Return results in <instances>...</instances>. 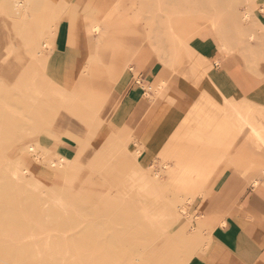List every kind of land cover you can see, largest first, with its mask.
Here are the masks:
<instances>
[{
  "label": "rangeland",
  "instance_id": "obj_1",
  "mask_svg": "<svg viewBox=\"0 0 264 264\" xmlns=\"http://www.w3.org/2000/svg\"><path fill=\"white\" fill-rule=\"evenodd\" d=\"M88 2L0 0V264H188L214 221L205 203L212 201V214L227 215L259 173L244 168L264 160L248 154L260 147L253 133L229 125L208 81L211 64L189 41L208 28L224 54L264 66V22L257 20H264V0H122L95 31L84 28L93 38L92 63L81 86L110 88L117 76L107 72L134 41L171 73L163 97L160 86H141L140 107L109 124L111 134L101 141L93 133L99 119L107 121L104 101L112 92L102 90L97 106L82 115L70 103L83 109L84 90L60 85L64 26L78 8L91 23ZM101 4L97 16L107 5ZM240 106L261 115L251 103ZM64 128L84 137L77 162L67 163L71 174L44 154ZM31 145L44 159L29 152ZM14 164L16 185L6 171ZM192 167L202 168L201 178L185 177Z\"/></svg>",
  "mask_w": 264,
  "mask_h": 264
},
{
  "label": "crops",
  "instance_id": "obj_2",
  "mask_svg": "<svg viewBox=\"0 0 264 264\" xmlns=\"http://www.w3.org/2000/svg\"><path fill=\"white\" fill-rule=\"evenodd\" d=\"M101 1L107 5L97 16L96 12L102 5ZM118 2L120 3L122 0H89L85 5L95 14L93 21L90 23L89 14L85 13L83 9H74L69 14L62 34L60 85L66 92L84 90V108L82 109L75 100H71L70 107H76L74 108L76 113L86 115L90 107L97 106L95 102L93 103V99L99 98L103 93L102 90L108 89L112 92L109 94L112 100L104 101V105L109 106L107 121L99 119L98 121L102 124L93 133L92 139L98 141L106 140L109 137L111 134L110 125L116 122L122 123L125 119L124 116L127 117V112L140 107L145 95L141 86L144 85L146 88H152V84L160 86L162 91L159 95L163 97L166 93L164 90L171 83L167 84V80L171 76L167 66L161 63L150 48L143 45L138 46L134 41L135 44L130 43L126 53L124 52V57L114 64V69L107 72L117 76L113 82L109 79L112 82L110 88L106 87L105 89L99 85L89 88L81 86L86 80L82 77L85 74L84 68L92 63L90 55L93 38L85 30L90 26L91 32L95 31V24L98 23L100 26L101 21L106 19V13L113 7L119 6ZM257 20L261 24L264 22L260 18ZM172 33L173 36H177L174 27H172ZM193 37L189 41V43H193L190 44V50L197 54L199 60L201 58L203 64H211L207 73L208 81L216 95L221 100L223 99L229 125L237 129L243 128L232 114V106L248 112L253 117V121L257 117L264 124V66L260 63L250 64L249 61L246 62L235 53L224 54L220 50H223L222 41L208 28L199 32L193 31ZM215 42L218 46L214 45ZM94 80L91 82L95 83L96 79L94 78ZM73 94L72 97L76 98L77 94ZM98 102L100 104L101 100L98 99ZM240 102H248L254 107L262 108L261 115L256 116L250 109L241 107ZM76 121L80 123L78 120ZM255 141L259 144L256 139ZM83 142L84 137L79 131L64 128L49 143L48 146L52 148V151L49 155L44 152L45 160L53 158L56 161H62L65 165L64 170L71 174L69 170L71 167H68L67 163L71 165L77 162L76 157L83 151L81 149L84 147ZM248 154L264 155V146L253 148ZM45 162L47 163V161ZM26 163L36 165L30 159ZM225 169L235 170L236 168L227 167ZM244 169L259 171L254 177L255 183L252 182L248 186L236 203L230 207L227 215L226 213L225 215H216L215 211L212 214V201L205 203L204 214L207 216V220L214 221L208 227L207 233H204L205 246L200 247L196 253L190 256L188 264H264V160L263 162H254ZM241 170L243 169L241 168Z\"/></svg>",
  "mask_w": 264,
  "mask_h": 264
},
{
  "label": "bare ground",
  "instance_id": "obj_3",
  "mask_svg": "<svg viewBox=\"0 0 264 264\" xmlns=\"http://www.w3.org/2000/svg\"><path fill=\"white\" fill-rule=\"evenodd\" d=\"M15 3V8H17L18 6H23L22 3L20 1H14ZM23 9V8H22ZM102 13V11L100 12V14ZM99 27V24H95L94 26V30H96L97 28ZM46 44V43H45ZM44 46V45H43ZM223 50L227 51V48L223 45L222 46ZM229 52V51H228ZM227 52V53H228ZM161 84H163V82H161ZM160 84V85H161ZM62 98L63 100H65V92H63L62 94ZM225 100V98H224ZM231 110H232V114L234 115V117L237 119V121L239 122V125L241 127H243L246 131L248 132H251L253 133V135L256 137V140L258 141V143L261 145V146H264V124L262 123V121L255 117V121H253V117L248 113V112H245L243 111L242 109L238 108V107H235V106H232L231 107ZM71 120V119H70ZM232 123V122H231ZM74 126L76 127L77 126V122H74ZM235 127V126H234ZM239 129V128H238ZM30 149H29V152H32L34 153V155L38 157H42L43 156H40V155H43L42 153H40V151H37L39 149H37V147L35 146H29ZM37 149V150H36ZM19 158H23L22 157H19ZM24 160V159H23ZM51 165L54 164L55 162L53 160H50L48 161ZM17 163V162H16ZM7 167V166H6ZM20 166H17V164H14L13 166H9V168L6 169V171L9 173L11 179L14 181V184L16 185V181L18 179L21 178L19 172H20ZM189 170V173H186L184 174L186 178L192 180L194 179L195 175L199 178L202 177L203 173L204 172H201L200 170H202L201 167H192L190 168ZM146 174L143 173V177H145ZM188 176V177H187ZM16 180V181H15ZM19 183V182H18ZM184 184V183H183ZM191 183H189L190 185ZM185 185V184H184ZM187 185V184H186ZM189 200V199H188ZM147 215V214H146ZM154 215V214H153ZM151 216V215H149ZM154 217V216H153ZM150 219V217H148ZM150 223H153L152 220H149Z\"/></svg>",
  "mask_w": 264,
  "mask_h": 264
},
{
  "label": "built area",
  "instance_id": "obj_4",
  "mask_svg": "<svg viewBox=\"0 0 264 264\" xmlns=\"http://www.w3.org/2000/svg\"><path fill=\"white\" fill-rule=\"evenodd\" d=\"M147 89L149 90L150 88H149V87H147Z\"/></svg>",
  "mask_w": 264,
  "mask_h": 264
}]
</instances>
